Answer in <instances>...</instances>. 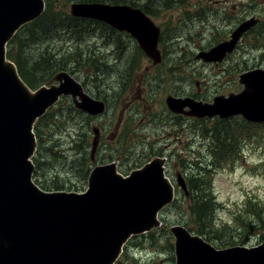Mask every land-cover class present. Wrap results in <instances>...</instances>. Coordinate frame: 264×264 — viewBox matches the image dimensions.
Returning <instances> with one entry per match:
<instances>
[{"label":"rangeland","instance_id":"374dc122","mask_svg":"<svg viewBox=\"0 0 264 264\" xmlns=\"http://www.w3.org/2000/svg\"><path fill=\"white\" fill-rule=\"evenodd\" d=\"M56 2L59 11L70 13L71 4L76 1L67 3L68 8L64 10L66 1ZM136 4L157 12L160 18L155 22L166 27L160 44L164 58L161 65H154L145 55L135 58L138 52L134 50L125 56L124 52L132 49L126 45L128 39L113 36L106 29H98L82 42L62 36L43 44L27 45L28 65L39 69L36 61L49 48L57 57L53 64L55 69L58 65L67 69L54 71L50 84L39 88L59 86L58 76L74 71L85 93L108 106L105 114L94 117L77 106L81 102L79 97L62 98L55 106L54 122L49 118L42 127L48 148L41 155V166H36L33 178L44 188H55L53 191L83 193L97 168L116 165L123 177L129 178L133 172L167 156V176L175 181L181 176L186 191L182 188L177 195L180 202L160 216L170 230L173 225L184 224L194 231L196 222L189 204L184 201L188 193L187 180L196 178L203 170L202 165L211 161L208 146L211 140L206 141L210 134L206 136L204 131L223 127V118H199L189 114L187 107L175 112L170 109L168 100L191 98L211 104L216 98H229L247 89L242 77L249 71L264 69V31L260 26L250 31L237 50L219 66L197 59V55L223 42L246 20L256 18L259 24L263 22L264 0H137ZM223 15L230 19L227 21ZM201 17L205 20L201 21ZM239 21L242 22L237 26ZM109 34L117 39L115 43H104L103 38ZM95 58L108 65L99 71L95 69L96 78L92 79L89 74L95 71L92 73L88 65L79 67L78 61L83 64L90 59V63L97 66ZM44 76L45 73L33 75L35 79ZM62 108L65 110L57 113ZM240 119L238 115L227 121L233 122L232 125L238 121L237 129L243 130L245 119ZM96 130L99 131L97 136ZM250 131L263 134L264 123H252ZM95 139L98 144L93 152ZM249 143L232 166L228 165L230 161L224 166L219 164L211 177L218 209L213 213V221L206 225L211 226L210 239L222 238V241L216 240L224 247L222 249L254 247L264 242V137L257 141L255 136ZM36 157L40 155L37 153ZM55 179L62 185L55 187ZM158 230L156 241L150 236L131 240L118 264H176L172 232ZM211 243L220 248L215 242Z\"/></svg>","mask_w":264,"mask_h":264},{"label":"water","instance_id":"95a60500","mask_svg":"<svg viewBox=\"0 0 264 264\" xmlns=\"http://www.w3.org/2000/svg\"><path fill=\"white\" fill-rule=\"evenodd\" d=\"M44 11L45 0H0V264H116L132 237L161 226L160 214L174 202L175 189L165 177V159L153 161L129 178L120 175L116 165L97 168L86 193L48 192L34 182V125L60 97H79L77 106L92 116L106 111L105 102L87 95L71 74L61 73L59 86L32 91L8 60L9 42ZM70 12L128 32L155 65L162 63L160 28L140 8L76 2ZM259 22L244 21L230 40L199 53L197 59L223 62ZM242 82L245 91L216 98L213 104L191 98H170L168 104L175 112L187 107L189 114L199 118L240 115L264 123V69L249 71ZM97 144L95 139L93 152ZM178 183L186 191L181 176ZM170 231L176 238V264H264V243L219 250L182 225Z\"/></svg>","mask_w":264,"mask_h":264},{"label":"trees","instance_id":"16d2710c","mask_svg":"<svg viewBox=\"0 0 264 264\" xmlns=\"http://www.w3.org/2000/svg\"><path fill=\"white\" fill-rule=\"evenodd\" d=\"M56 1H62V0H45L46 2V10L43 13V15L35 20L34 22L24 26L14 37V39L10 42L8 45V52L7 56L8 59L12 62H14L19 70V74L22 77V79L25 81V83L33 90L39 88L42 85L50 84L49 81H52L55 77L54 71L61 72L65 69V67H62L61 65H58V69H55L56 66H53L55 64L54 60L57 59L50 51L49 48L39 55L38 61L36 63L40 64V68L36 69L35 66L28 65L27 57L25 56V49L27 45L30 46L43 44L47 41H51L55 37L61 38L67 40H75V41H85V38L87 36H90V34L95 33L98 29H106V32L109 33L110 30H108L107 25L103 23H97L92 20L87 19H81L76 18L72 16L70 13H66L65 11H59L57 8V2ZM66 4H63V10L67 9V3L69 2H102L103 0H65ZM111 3L117 4V3H128L133 6L140 5L136 4L137 0H110ZM262 31H264V21L259 24ZM65 34V35H64ZM75 38V39H74ZM87 39V38H86ZM110 44V43H106ZM138 54L135 55V58H139L142 55V58L145 57L144 54L141 52V50L137 51ZM93 52H91L92 54ZM125 56L129 53H133V51H130L128 53L124 52ZM120 55V54H119ZM91 56V55H90ZM96 59V58H95ZM97 60V59H96ZM101 60L95 61V64L98 66H93L89 61L84 62L83 64L78 61L79 67L83 68L85 65H88L92 68V73L89 74L92 76V79L96 78V70L99 71L101 67H105L108 65L107 62H100ZM59 63V62H57ZM27 64V65H26ZM29 69V72H28ZM96 69V70H95ZM72 71V70H70ZM101 72H103L101 70ZM36 73H45L44 77H41L40 79L34 78L33 75ZM72 75L77 76V74L72 71L70 72ZM33 74V75H32ZM49 76V77H47ZM48 78V79H47ZM53 78V79H52ZM45 80V81H44ZM39 81H44L43 83H40ZM62 101V99H61ZM60 101V102H61ZM56 108H52L49 110V112L41 118L37 124L35 125V133L38 138V151L37 153L40 155V158L35 157L34 163L36 166H41V155L43 152L48 148L46 145L44 139H43V130L42 127L44 126V123L47 119L51 118V123L54 122V116H56ZM65 110V108H62L57 111V113H61ZM72 112V109H69ZM54 114V115H53ZM242 120V119H240ZM238 121H235V123L232 125L233 122L223 120V127H216L213 130L212 129H205L206 141L211 140L210 144H208L211 154V161L203 164V170L199 171V175L194 177H189L187 181H189L188 184V193H185L184 195V201H187L186 203L189 204V207L191 209V216L194 218L196 224L194 231L189 228V226L185 225L189 230H192L194 233L201 235L209 242H215L217 245L219 243L217 241H222V238L220 240H217L216 238L212 237L210 239V233L208 232L209 229H211V226H207V223H211L213 221L212 216L215 211H217L218 206L216 205L214 193L211 186V180L212 176L214 175L218 168L220 167L219 164H222V166L225 165V162H229L230 164L237 159L240 155L243 154V149L247 148L244 146L249 145V140L253 137L257 136V141L260 140L261 137H264V133L262 132L256 133V131H250V125L252 123L246 122L243 120L242 125L243 127H246L243 130L237 129V123ZM261 128V127H260ZM250 131L249 133H247ZM262 134V135H261ZM245 136L248 138L246 139ZM218 142H225L226 144H221ZM216 144V145H211ZM238 160V159H237ZM229 166H232V164ZM212 173V175H210ZM40 181L37 180V183L42 187V185L39 183ZM54 186L58 187V185H62L59 183L56 179L54 180ZM63 187V186H62ZM46 191H53L54 189H47L42 187ZM61 189V188H60ZM180 202V198L176 201V203ZM175 203L174 206L177 204ZM180 207V205H179ZM157 232H151L148 234L153 241L158 240V237L156 236ZM142 237V236H141ZM139 238V237H136ZM215 240V241H214ZM217 240V241H216ZM220 249L224 248L221 245H219Z\"/></svg>","mask_w":264,"mask_h":264},{"label":"flooded vegetation","instance_id":"af4514ba","mask_svg":"<svg viewBox=\"0 0 264 264\" xmlns=\"http://www.w3.org/2000/svg\"><path fill=\"white\" fill-rule=\"evenodd\" d=\"M145 9V11L147 12L146 14L149 16V17H151L153 20H154V22L155 21H157V20H159V16H158V14H157V12H155L154 10H152V9H150V8H144ZM236 11H238L237 9H236ZM225 18H227L226 20L228 21V19H230L229 17H227V15H223ZM205 20V18L204 17H201V21H204ZM243 21V20H242ZM242 21H239L238 22V24H237V26L242 22ZM156 23V22H155ZM157 24V23H156ZM160 27V26H159ZM160 29H161V37H160V44H161V41H162V39H163V37H164V35H165V33H166V27L165 26H161L160 27ZM110 31H111V33L113 34V36H122V37H126L127 39H128V41H129V43H127L126 45L128 46V47H130V48H132L131 49V51L132 50H134V51H138V50H140V46H139V44H138V42H137V40L135 39V38H133L131 35H129V34H127L126 32H119V31H116V30H114V29H109ZM235 29H233L232 31H231V33H230V35H229V37L228 38H226V39H224L223 41H226V40H229L230 38H231V34L233 33V31H234ZM203 33V31H201L200 32V34H202ZM108 37V39L110 40V43H115L116 42V38H114V37H110V34L107 36ZM179 41V40H178ZM160 44H159V47H161L160 46ZM126 46V47H127ZM123 56H124V54H123ZM119 57H121V55H119ZM220 64H215V66H219ZM141 100H142V97H141ZM210 138V137H209ZM168 164V163H167Z\"/></svg>","mask_w":264,"mask_h":264}]
</instances>
